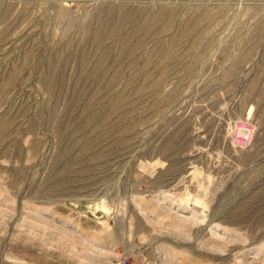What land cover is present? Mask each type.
I'll use <instances>...</instances> for the list:
<instances>
[{
	"label": "rangeland",
	"instance_id": "obj_1",
	"mask_svg": "<svg viewBox=\"0 0 264 264\" xmlns=\"http://www.w3.org/2000/svg\"><path fill=\"white\" fill-rule=\"evenodd\" d=\"M0 264H264V0H0Z\"/></svg>",
	"mask_w": 264,
	"mask_h": 264
}]
</instances>
